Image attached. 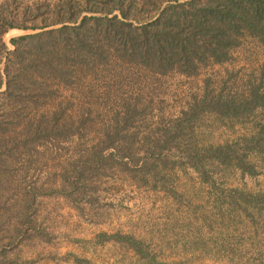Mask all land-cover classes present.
I'll return each instance as SVG.
<instances>
[{"label": "rangeland", "instance_id": "374dc122", "mask_svg": "<svg viewBox=\"0 0 264 264\" xmlns=\"http://www.w3.org/2000/svg\"><path fill=\"white\" fill-rule=\"evenodd\" d=\"M38 1L57 0H0V11L21 22V12ZM20 32L5 35L11 48L8 38ZM255 88L264 91V43L251 37L234 50L231 61L204 67L193 77L108 66L98 74L97 91L92 93L98 98L86 97L97 100V124L62 149L46 148L29 156L31 167L15 171L38 187L30 211L34 224L31 228L24 224L28 231L18 234L15 245L7 244L15 234L11 221L24 216L23 187L5 186L0 244L6 247L0 248V260L3 264H264V154L252 153L247 159L256 174L243 172L234 163L209 167L215 183L203 181L186 165L163 168L158 179L146 181L135 169L113 160L98 167L96 161L73 185L60 178L69 170L74 181L71 164L85 161L84 150L99 140L108 114L124 102L145 108L136 124L138 138H143L205 95L240 103L249 100ZM61 92L72 100L79 95L71 88ZM186 132L184 144L191 148L264 137V106L237 116L206 109ZM171 152L172 160L182 154ZM104 233L132 236L141 248Z\"/></svg>", "mask_w": 264, "mask_h": 264}, {"label": "trees", "instance_id": "16d2710c", "mask_svg": "<svg viewBox=\"0 0 264 264\" xmlns=\"http://www.w3.org/2000/svg\"><path fill=\"white\" fill-rule=\"evenodd\" d=\"M21 14L23 20L15 22L8 11H0V212L5 186L23 187L25 202L24 216L11 221L15 234H10L7 245H15L18 234L28 231L25 223L33 226L30 211L38 188L15 171L31 167L29 158L35 153L62 149L97 124V100L86 97L95 98L92 93L101 71L123 66L193 77L204 67L231 61L248 37L264 43V0L38 1ZM11 29L35 32L8 38L11 48L5 40ZM69 88L79 93L73 100L62 95ZM257 106H264V91L259 88L240 103L205 95L139 140L137 115L145 108L124 102L108 114L99 140L84 150L85 161L71 164L74 181L69 170L60 178L73 185L96 161L98 167L109 160L135 169L146 181L158 179L163 168L185 165L207 183H215L209 167L216 165L234 163L243 172L256 174L247 159L252 153L264 154V137L191 148L184 144L188 141L184 134L206 109L237 116ZM174 149L182 152L174 156L176 160L168 153ZM4 221L0 214V227ZM108 236L141 248L132 236Z\"/></svg>", "mask_w": 264, "mask_h": 264}, {"label": "water", "instance_id": "95a60500", "mask_svg": "<svg viewBox=\"0 0 264 264\" xmlns=\"http://www.w3.org/2000/svg\"><path fill=\"white\" fill-rule=\"evenodd\" d=\"M20 30V29H19ZM24 32H22L21 34H19V35H23V34H27V33H33V32H35V31H29V30H23ZM18 36V35H17ZM15 37V36H14Z\"/></svg>", "mask_w": 264, "mask_h": 264}, {"label": "bare ground", "instance_id": "6f19581e", "mask_svg": "<svg viewBox=\"0 0 264 264\" xmlns=\"http://www.w3.org/2000/svg\"><path fill=\"white\" fill-rule=\"evenodd\" d=\"M22 32H24V31H23V30H21V32H20L19 34H21ZM7 34H8V33H7ZM16 35H17V34H16ZM13 36H14V35H13ZM13 36H12V37H13Z\"/></svg>", "mask_w": 264, "mask_h": 264}]
</instances>
